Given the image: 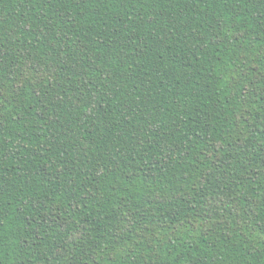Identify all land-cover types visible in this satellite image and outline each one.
I'll list each match as a JSON object with an SVG mask.
<instances>
[{"label":"trees","instance_id":"trees-1","mask_svg":"<svg viewBox=\"0 0 264 264\" xmlns=\"http://www.w3.org/2000/svg\"><path fill=\"white\" fill-rule=\"evenodd\" d=\"M0 264H264V0H0Z\"/></svg>","mask_w":264,"mask_h":264}]
</instances>
